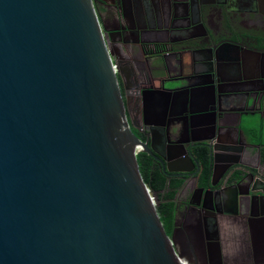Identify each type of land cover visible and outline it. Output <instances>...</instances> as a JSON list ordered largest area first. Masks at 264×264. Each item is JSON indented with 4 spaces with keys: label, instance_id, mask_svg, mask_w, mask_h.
<instances>
[{
    "label": "water",
    "instance_id": "95a60500",
    "mask_svg": "<svg viewBox=\"0 0 264 264\" xmlns=\"http://www.w3.org/2000/svg\"><path fill=\"white\" fill-rule=\"evenodd\" d=\"M184 2L200 16L227 7L226 0ZM167 7L168 29L178 20ZM106 32L94 0H0V264H189L165 231L137 153L185 176L197 157L166 155L133 130L139 126L128 118ZM193 41L175 40L166 52ZM238 72L230 67L227 81ZM191 77L173 79L168 90L190 86ZM210 111L211 121L207 109L194 111L192 128L203 134L195 145L213 168L219 155L234 154L221 137L236 118L215 99ZM168 128L180 130L178 122ZM151 129L164 136V128ZM246 186L251 198L264 194L255 182Z\"/></svg>",
    "mask_w": 264,
    "mask_h": 264
},
{
    "label": "flooded vegetation",
    "instance_id": "af4514ba",
    "mask_svg": "<svg viewBox=\"0 0 264 264\" xmlns=\"http://www.w3.org/2000/svg\"><path fill=\"white\" fill-rule=\"evenodd\" d=\"M94 1L118 68L128 118L139 126L132 128L166 155L192 150L197 157L194 173L185 176L167 174L152 156L169 181L184 180L176 193L170 236L176 249L189 264H264V194L252 198L246 194L248 180L264 189V148L258 153L246 149L228 128L221 145H231L234 154L219 155L211 168L205 147L195 145L203 134L192 128V113L207 109L211 116L214 99L220 111L236 118L235 124L246 112L264 113V0H226L225 10L213 7L202 17L197 6L185 0ZM168 2L173 4L177 28H165ZM186 36L196 38L191 42L194 49L166 52L168 44ZM239 38L240 43L230 41ZM199 41L202 46H196ZM232 66L239 72L229 82ZM185 75H192L190 86L170 92L173 79ZM175 122L181 124L180 130L171 133L168 127ZM153 126L164 128V136ZM184 166L188 167L171 163Z\"/></svg>",
    "mask_w": 264,
    "mask_h": 264
},
{
    "label": "trees",
    "instance_id": "16d2710c",
    "mask_svg": "<svg viewBox=\"0 0 264 264\" xmlns=\"http://www.w3.org/2000/svg\"><path fill=\"white\" fill-rule=\"evenodd\" d=\"M261 146L264 148V145ZM137 160L145 183L156 194L158 199L157 211L166 233L171 236L175 220V197L184 180L172 178L169 181L160 165L146 152L137 153Z\"/></svg>",
    "mask_w": 264,
    "mask_h": 264
},
{
    "label": "crops",
    "instance_id": "0c3cea01",
    "mask_svg": "<svg viewBox=\"0 0 264 264\" xmlns=\"http://www.w3.org/2000/svg\"><path fill=\"white\" fill-rule=\"evenodd\" d=\"M192 17L193 16L191 14L188 16V18L190 19ZM186 37H191V36H186ZM191 48L194 49L195 46L191 44L189 49ZM261 106L264 108V99L261 101ZM212 118H213L212 115L211 116L208 115L206 120L211 121ZM195 123L196 121L194 120V122L192 123V127L195 126L194 125ZM179 127H181L180 123H179ZM228 130L229 131L227 130L226 131L229 132L231 136L240 137L243 144L246 146V149H249L254 152L257 151L258 153V150L260 149L261 145H264V113H262V116L259 113H256V115L252 117H243L241 119V122L238 121L237 124H235L232 128ZM252 165L254 167L258 166L257 159L252 163Z\"/></svg>",
    "mask_w": 264,
    "mask_h": 264
},
{
    "label": "rangeland",
    "instance_id": "374dc122",
    "mask_svg": "<svg viewBox=\"0 0 264 264\" xmlns=\"http://www.w3.org/2000/svg\"><path fill=\"white\" fill-rule=\"evenodd\" d=\"M246 117V116H245ZM252 117V116H251ZM246 120H247V118H246ZM134 130V129H133ZM134 131H136V130H134ZM155 194V193H154ZM157 203H158V201H157Z\"/></svg>",
    "mask_w": 264,
    "mask_h": 264
},
{
    "label": "built area",
    "instance_id": "2783aa9c",
    "mask_svg": "<svg viewBox=\"0 0 264 264\" xmlns=\"http://www.w3.org/2000/svg\"><path fill=\"white\" fill-rule=\"evenodd\" d=\"M139 149V148H138ZM138 149H137V151H138ZM139 153V152H138Z\"/></svg>",
    "mask_w": 264,
    "mask_h": 264
},
{
    "label": "bare ground",
    "instance_id": "6f19581e",
    "mask_svg": "<svg viewBox=\"0 0 264 264\" xmlns=\"http://www.w3.org/2000/svg\"><path fill=\"white\" fill-rule=\"evenodd\" d=\"M136 151H137V149H136Z\"/></svg>",
    "mask_w": 264,
    "mask_h": 264
}]
</instances>
